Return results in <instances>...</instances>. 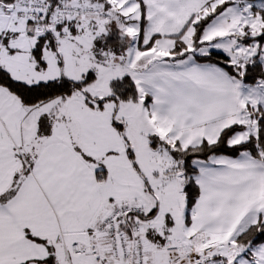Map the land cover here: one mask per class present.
<instances>
[{
	"label": "snow or ice",
	"instance_id": "obj_1",
	"mask_svg": "<svg viewBox=\"0 0 264 264\" xmlns=\"http://www.w3.org/2000/svg\"><path fill=\"white\" fill-rule=\"evenodd\" d=\"M0 264H264V0H0Z\"/></svg>",
	"mask_w": 264,
	"mask_h": 264
}]
</instances>
